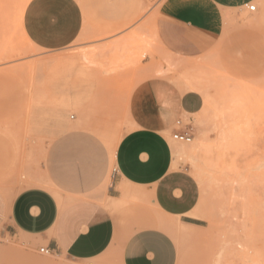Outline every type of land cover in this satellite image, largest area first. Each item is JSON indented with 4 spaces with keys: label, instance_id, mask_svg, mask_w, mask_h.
Segmentation results:
<instances>
[{
    "label": "rangeland",
    "instance_id": "374dc122",
    "mask_svg": "<svg viewBox=\"0 0 264 264\" xmlns=\"http://www.w3.org/2000/svg\"><path fill=\"white\" fill-rule=\"evenodd\" d=\"M80 1L97 3L104 17L89 12L80 37L60 52L25 38L24 0L0 2L1 194L9 200L41 177L64 205L104 204L111 147L131 128L130 95L143 81L162 78L204 98L203 110L183 124L191 141L176 143L175 161L200 190L198 228L164 225L176 264H264V37L257 12L241 10L221 36L208 39L161 22L151 0ZM182 45L196 50L188 55L177 50ZM130 204L148 205L156 222L170 221L143 199ZM21 241L5 239L9 251L26 249ZM36 256V264H119L111 252L85 262Z\"/></svg>",
    "mask_w": 264,
    "mask_h": 264
},
{
    "label": "crops",
    "instance_id": "0c3cea01",
    "mask_svg": "<svg viewBox=\"0 0 264 264\" xmlns=\"http://www.w3.org/2000/svg\"><path fill=\"white\" fill-rule=\"evenodd\" d=\"M151 1L161 22L208 39L221 36L228 21L248 4H255L264 37V0ZM27 3L21 18L23 35L31 45L48 52L72 46L83 32L89 12L95 19L104 17L97 3ZM177 50L189 55L196 49L182 45ZM187 88L180 91L165 79L153 78L133 89L128 116L131 128L111 147L114 173L110 189L102 197L104 204L78 200L64 205L41 177L31 179L34 187L9 200L0 192V264H36L40 248L74 262L111 252L118 256L119 264H176L177 250L164 225L198 228L193 213L199 186L175 161L178 146L172 142L173 135L185 132L184 122L190 123L204 108L201 93ZM76 130L80 129H67ZM105 188L103 185L101 192ZM133 198L148 202L158 216L170 221L152 220L148 205L135 208L130 204ZM135 225L140 228L130 231ZM7 237L25 240L21 245L27 248L9 251Z\"/></svg>",
    "mask_w": 264,
    "mask_h": 264
},
{
    "label": "built area",
    "instance_id": "2783aa9c",
    "mask_svg": "<svg viewBox=\"0 0 264 264\" xmlns=\"http://www.w3.org/2000/svg\"><path fill=\"white\" fill-rule=\"evenodd\" d=\"M246 10H248L249 12H255L256 11V6L255 4H248L246 6ZM172 139L178 142H182V143H188L191 141V137L187 134V133H183L181 135H173ZM114 173V171H113ZM39 253L43 254V255H50V251L46 248H40L39 249Z\"/></svg>",
    "mask_w": 264,
    "mask_h": 264
},
{
    "label": "bare ground",
    "instance_id": "6f19581e",
    "mask_svg": "<svg viewBox=\"0 0 264 264\" xmlns=\"http://www.w3.org/2000/svg\"><path fill=\"white\" fill-rule=\"evenodd\" d=\"M2 1L3 0H1L0 2L2 3ZM29 0H24V3H23V9H22V12H21V14H20V16H19V19L21 20V18H22V14H23V10H24V7H25V5L27 4V2H28ZM6 2V1H5ZM2 7H3V4H2ZM6 7V6H5ZM16 10V9H15ZM19 10V9H18ZM0 11H1V9H0ZM2 13H3V11H1ZM3 17V16H2ZM4 18V17H3ZM5 19V18H4ZM1 27V26H0ZM146 42V41H145ZM156 74H162L163 72H162V70H157L156 72H155ZM193 79V78H192ZM193 80H195V79H193ZM188 84V83H187ZM204 97H205V95H204ZM208 97V96H207ZM236 103V102H235ZM172 141V140H171ZM175 145H176V143L178 142V141H172ZM178 143H182V142H178ZM18 148V147H17Z\"/></svg>",
    "mask_w": 264,
    "mask_h": 264
}]
</instances>
